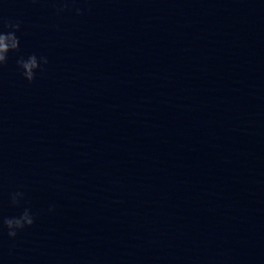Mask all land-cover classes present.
<instances>
[{"label": "water", "instance_id": "1", "mask_svg": "<svg viewBox=\"0 0 264 264\" xmlns=\"http://www.w3.org/2000/svg\"><path fill=\"white\" fill-rule=\"evenodd\" d=\"M0 14L21 22L0 68V214L35 216L0 232V264H264V0ZM33 53L48 63L28 82Z\"/></svg>", "mask_w": 264, "mask_h": 264}, {"label": "clouds", "instance_id": "2", "mask_svg": "<svg viewBox=\"0 0 264 264\" xmlns=\"http://www.w3.org/2000/svg\"><path fill=\"white\" fill-rule=\"evenodd\" d=\"M56 6L57 13L63 12L69 8L70 4H74L76 0H51ZM58 5V6H57ZM76 13L82 14V9L76 8ZM20 21H13L0 14V68L8 61V53L15 52L19 49V37L16 33L20 30ZM48 63L46 56H37L35 53L28 55L26 58L21 56L16 60L18 68L21 70V75L28 81L32 82L36 76V70H43V65ZM24 197L21 191L9 193V202L13 206H20ZM54 205H49L48 211L54 210ZM35 222V216L30 208L24 207L18 216H3L0 214V232L7 229V236L14 238L17 233L26 227H30Z\"/></svg>", "mask_w": 264, "mask_h": 264}]
</instances>
